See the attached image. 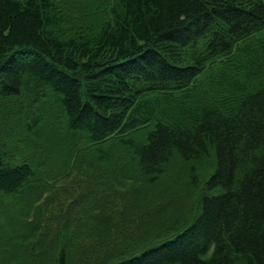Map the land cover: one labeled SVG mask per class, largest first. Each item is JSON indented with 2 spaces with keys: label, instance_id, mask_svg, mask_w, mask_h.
<instances>
[{
  "label": "trees",
  "instance_id": "obj_1",
  "mask_svg": "<svg viewBox=\"0 0 264 264\" xmlns=\"http://www.w3.org/2000/svg\"><path fill=\"white\" fill-rule=\"evenodd\" d=\"M90 1L0 0V264L56 236L74 173V225L136 175L194 199L145 245L105 261L72 239L55 264H264V0ZM52 118L56 158L31 141Z\"/></svg>",
  "mask_w": 264,
  "mask_h": 264
},
{
  "label": "rangeland",
  "instance_id": "obj_2",
  "mask_svg": "<svg viewBox=\"0 0 264 264\" xmlns=\"http://www.w3.org/2000/svg\"><path fill=\"white\" fill-rule=\"evenodd\" d=\"M87 1L90 0H84L86 3ZM100 1L101 5L105 6L106 3L104 4L103 0H99L96 5L99 6ZM90 12L92 15L98 13L96 8H91ZM101 13H103V11H101ZM22 115L23 114H19L20 117H22ZM54 123L55 119L52 118L47 122L49 125L44 127V134L46 138L48 137V141L43 138L39 140H34L33 138L31 141H38L37 145L50 147L49 152L56 158L60 157L58 151L61 153L59 145L62 141L59 139L60 132L55 130ZM23 131V128H21V132ZM20 133L18 136L21 135V138L26 142V137L28 135ZM24 142L23 145L27 148L28 146ZM28 148L31 150V146ZM211 160L213 163L215 157L207 159V162L204 161L200 165L199 170L206 169L207 167L209 168ZM174 161L175 165L180 167L181 160L177 159ZM186 165L188 164L181 165V167H185ZM77 176L79 175L74 173L73 177L61 179L56 183L63 189L71 188L74 190L69 196L68 205H70L63 211L65 216L62 223L60 225L56 224V226L53 227L56 236L50 235L49 233L47 234L44 227H35V231L32 232L31 237H27L26 235H28V233L26 232L16 235L15 237L18 240L15 241V245L18 249L16 250L18 258H15L11 264H26L27 262H34V264H55L54 258L59 255L61 246L64 247V245L72 239H74L75 243H78L82 238L84 241L90 242L94 248L101 250L99 254L95 255L100 256L105 261L111 260L119 257L120 254H124V251L139 245H145L155 240L157 237H160V235L168 231L173 220L183 215L188 210L189 204L194 199L189 198V196H184L183 199H180L174 196L171 197L169 194L164 195L160 199L155 198L153 193L160 191L158 187H160L159 184H162L163 181L157 182L158 184H156L154 181L146 179V177L141 179V177H137L136 175L135 179L125 180L124 183L117 182L114 185V189L118 193L117 197L120 200H115L113 203L111 202L113 206L104 205L102 207L104 211L99 210L98 212L95 210L96 208L92 207V212H85L86 215L82 217V220L88 218L90 221V219H93L96 215L95 222L92 221L89 225H82L79 223L74 225L73 220L75 211L71 203L80 199L82 200L88 191L87 182L81 186L83 191L79 186H74L76 181L73 179ZM137 190H139L140 193L134 194L133 192ZM192 191L194 192L195 190ZM119 193H122V195H125L124 193L127 194L122 197ZM54 202L55 201L52 200L47 208H51ZM35 210L30 212L27 217L35 218V222H38L36 221V211L38 210ZM94 210L96 214L93 213ZM22 218L26 219V215L22 216Z\"/></svg>",
  "mask_w": 264,
  "mask_h": 264
}]
</instances>
